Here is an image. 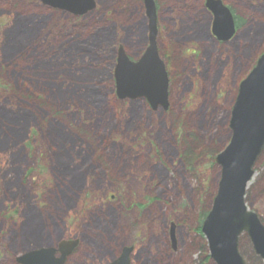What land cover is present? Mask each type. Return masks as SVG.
Instances as JSON below:
<instances>
[{"label":"rangeland","instance_id":"374dc122","mask_svg":"<svg viewBox=\"0 0 264 264\" xmlns=\"http://www.w3.org/2000/svg\"><path fill=\"white\" fill-rule=\"evenodd\" d=\"M222 1L242 21L228 42L213 37L206 0H156L170 97L153 110L119 99L113 77L121 45L146 48L144 0H94L79 17L0 0V111L30 117L10 143L0 116V264L76 239L68 264H108L123 246L133 264H217L199 232L222 178L210 152L230 144L239 86L264 53V0ZM22 87L47 107L18 100ZM196 135L209 149L198 172L183 158ZM255 170L246 204L264 222V149ZM239 248L264 264L245 233Z\"/></svg>","mask_w":264,"mask_h":264},{"label":"water","instance_id":"95a60500","mask_svg":"<svg viewBox=\"0 0 264 264\" xmlns=\"http://www.w3.org/2000/svg\"><path fill=\"white\" fill-rule=\"evenodd\" d=\"M54 8L84 15L95 8L94 0H41ZM150 21L149 46L138 61H131L119 49L115 81L119 99H146L152 109L169 108V76L157 44L155 0H144ZM214 14L212 32L219 41H229L236 33L231 10L221 0H207ZM230 144L216 157L222 178L213 207L204 220L211 259L217 264H247L239 251V237L246 232L256 253L264 260V224L246 206L245 195L255 175V165L264 148V55L241 83L232 111ZM174 227V225H173ZM78 241H62L57 248L47 247L20 256V264H65ZM133 248L125 247L111 264H131ZM60 253L59 256H56Z\"/></svg>","mask_w":264,"mask_h":264},{"label":"trees","instance_id":"16d2710c","mask_svg":"<svg viewBox=\"0 0 264 264\" xmlns=\"http://www.w3.org/2000/svg\"><path fill=\"white\" fill-rule=\"evenodd\" d=\"M235 18H236L237 27H239L242 24V21L238 17H235ZM14 95L20 101H26L28 103L29 102L30 103L36 102L37 104L39 103L38 105L41 108L47 107L46 103L42 101L40 95L36 94L34 91L25 90L22 87V89L19 91V93L14 92ZM58 111L59 110H54L52 108L51 109V116L54 118H59V117H62L64 115L61 111H59V112ZM3 112H4V110L2 109L0 111V116L5 115L7 117V119L10 120L9 121L10 125L8 126V130L11 133H8L5 129H4V131H5L6 138L9 137L8 141L11 143L18 135L21 134L22 128L26 124V119H29L30 117H29V114H27V113L24 114V113L20 112L19 114H14V113L7 112V114H3ZM78 132L81 136H84L86 138H91L90 134L86 131L85 128H79ZM3 141L4 140L0 138V142H3ZM205 151H209V149L203 146V142L201 141V139H199V137L197 135L192 136V138L189 140V142L187 144H185V146H184L183 158L185 160H187L189 166H191V167L193 166L194 171L198 172L199 171L198 169L200 167L194 168V163H197L200 160L201 155H202V157L204 156L203 152H205ZM210 151H211V149H210ZM219 152H220L219 149L212 150L210 152V156L212 158H215ZM33 172L35 173L36 170H34ZM207 215H208V213H204L202 215L201 226H202V223H203V221ZM199 232H201V227L199 228ZM208 259H209V257H208Z\"/></svg>","mask_w":264,"mask_h":264},{"label":"flooded vegetation","instance_id":"af4514ba","mask_svg":"<svg viewBox=\"0 0 264 264\" xmlns=\"http://www.w3.org/2000/svg\"><path fill=\"white\" fill-rule=\"evenodd\" d=\"M157 25H158V22H157ZM158 29H159V25H158ZM125 50H126V47H125ZM127 51V50H126Z\"/></svg>","mask_w":264,"mask_h":264}]
</instances>
